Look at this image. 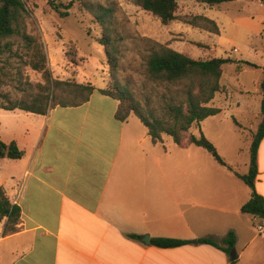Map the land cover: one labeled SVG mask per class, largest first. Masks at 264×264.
Segmentation results:
<instances>
[{"label": "crops", "instance_id": "obj_1", "mask_svg": "<svg viewBox=\"0 0 264 264\" xmlns=\"http://www.w3.org/2000/svg\"><path fill=\"white\" fill-rule=\"evenodd\" d=\"M257 1L256 16L234 20L255 37L264 36V3ZM220 30L207 37L226 46L230 38ZM170 46L198 59L193 49ZM226 57L235 60L224 70L226 79L237 81L235 90L261 99L258 130L264 55L261 61L242 59L258 67ZM245 72L256 75L253 84ZM232 86L223 82L224 92L231 89L223 100L230 109L242 105L233 100ZM101 89L82 105H58L47 114L0 107V140L15 141L25 153L0 158V188L22 211L13 233H4L8 218L0 220V264H231L232 255L212 244L159 247L151 242L211 238L222 243L230 231L237 236L239 264H264V229L255 225L264 220L242 211L251 188L234 173L209 174L207 167L200 174L197 145L181 146L167 133L155 142L135 113L121 121L120 100ZM218 98L219 93L210 105L218 107ZM201 123L189 133L196 135L193 128ZM258 167L256 189L264 196V138Z\"/></svg>", "mask_w": 264, "mask_h": 264}, {"label": "rangeland", "instance_id": "obj_2", "mask_svg": "<svg viewBox=\"0 0 264 264\" xmlns=\"http://www.w3.org/2000/svg\"><path fill=\"white\" fill-rule=\"evenodd\" d=\"M49 1L26 0L32 13L27 21V29L46 53L53 78L91 83L110 91L111 94H115L120 88L126 89L141 110L148 115L153 110L160 118H169L163 94L168 95L170 92L166 85L150 80L147 74V60L153 42L169 46L171 43L182 49L188 47L194 50L193 56L201 60L229 55L244 63L246 59L261 61V56L264 55V36L255 37L247 27L234 21L239 17L256 16L260 11V3L257 0H233L231 3L215 6L196 0H181L177 13L179 19L168 24L144 10L134 0H87L114 8L115 11L106 24L98 21L95 10L87 8L84 0H76L70 9L71 14L67 17H62ZM55 1L69 3L71 0ZM199 15L218 21L223 29V37L230 38L226 46L214 45L207 37L208 34L213 37L216 33L184 21ZM108 33L112 37L119 60L116 71L109 64L106 46L99 43V39ZM13 48V53L5 52L0 55V102L7 104L8 101L31 99L38 93L47 94L46 89L39 86L47 84L44 73L30 64L33 51L27 49L20 40L14 41ZM235 48L239 51L235 52ZM245 77L252 84L255 82L254 73L245 72ZM223 82L228 87L233 85L232 98L240 99L242 105L231 109L226 107L223 100L231 89L228 88L225 92L222 89L217 102L222 111L217 116L204 120L199 127L193 128V132L198 136L205 134L212 142L215 141L214 144L228 166L239 173L247 174L250 169V144L257 132L256 124L261 115V99L259 96L249 99L240 95L235 90L237 81L226 79L224 72L222 86ZM54 93L51 98L55 97L56 101L75 97L63 88ZM2 95H8L9 98ZM237 118L243 121V127ZM193 149L200 162V174L205 173L207 167L209 174H236L228 166L220 164L206 149L198 146ZM260 222L261 220L255 222L257 229Z\"/></svg>", "mask_w": 264, "mask_h": 264}, {"label": "trees", "instance_id": "obj_3", "mask_svg": "<svg viewBox=\"0 0 264 264\" xmlns=\"http://www.w3.org/2000/svg\"><path fill=\"white\" fill-rule=\"evenodd\" d=\"M144 10L158 16L164 24L179 19L178 8L181 0H134ZM210 6L221 5L232 0H196ZM264 3V0H259ZM76 0L69 3L56 2L50 0L51 6L60 13L62 17L69 16L70 9L74 6ZM87 8L95 10L98 21L106 24L113 13L112 6L106 7L97 5L84 0ZM98 10V11H97ZM31 10L28 8L26 0H0V55L5 52L13 53L14 41L20 40L24 46L32 50L31 66L42 71L46 77L47 84L39 85L46 89L47 94L38 93L31 99H22L17 102L8 101L7 104L0 102V107L7 110L22 109L38 114H47L48 111L56 106H79L89 101L91 95L96 90V86L91 83L83 84L72 81H62L54 79L52 71L48 64V57L37 43L36 38L28 32L27 21L31 17ZM186 23L200 25L207 30L220 34L219 24L212 18L199 15L184 19ZM99 43L107 48L109 64L116 71L119 67V60L116 56L115 46L111 35H104L99 39ZM234 62L230 57H213L207 60L194 59L182 52H179L167 44L153 42L150 48V54L147 60V74L150 80L166 85L170 92L168 95L163 94L165 100V109L169 118H160L153 110L146 114L141 110L139 105L134 101L126 89H118L115 94H111L106 89H101L103 93L109 94L120 100V106L117 117L124 121L133 112L149 128L155 142L162 140V134L167 133L174 137L176 143L181 146L195 144L205 148L212 156L222 165L228 166L227 162L220 155L217 146L204 134L197 137L190 134V128L194 124H200L209 116L216 115L222 111L221 108L210 105L215 99L223 86L221 79L224 67ZM249 66L258 67L257 64L250 61H244ZM169 87H176L175 90ZM63 88L75 97L73 99L62 98L58 101L54 91ZM262 91L264 95V80L262 82ZM9 98L8 95H2ZM263 119L254 135L251 146L250 169L247 174H240L235 171L252 190L251 199L242 206L244 213L252 214L264 220V196L256 189V180L259 174L258 167V149L264 138V96L262 100ZM24 151L18 144L13 141L7 143L0 140V158H22ZM231 171L234 169L228 166ZM21 207L13 204L7 192L0 188V220L8 218L4 233L10 234L17 231V225L21 219ZM133 238H140L134 234ZM152 244L159 247H177L186 244L208 243L223 249L232 255L235 252L237 236L234 231H230L222 240V243L211 238H199L197 240H186L177 238H153ZM231 264H239L238 255L231 258Z\"/></svg>", "mask_w": 264, "mask_h": 264}, {"label": "water", "instance_id": "obj_4", "mask_svg": "<svg viewBox=\"0 0 264 264\" xmlns=\"http://www.w3.org/2000/svg\"><path fill=\"white\" fill-rule=\"evenodd\" d=\"M144 242L149 243V236H148V235H146V236L144 237ZM232 258H233V259L236 258V252H233V253H232Z\"/></svg>", "mask_w": 264, "mask_h": 264}, {"label": "built area", "instance_id": "obj_5", "mask_svg": "<svg viewBox=\"0 0 264 264\" xmlns=\"http://www.w3.org/2000/svg\"><path fill=\"white\" fill-rule=\"evenodd\" d=\"M234 51L237 52L238 49L235 48ZM258 229H259V231H262V230L264 229V225H263V224H260V225L258 226Z\"/></svg>", "mask_w": 264, "mask_h": 264}]
</instances>
